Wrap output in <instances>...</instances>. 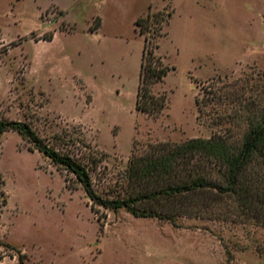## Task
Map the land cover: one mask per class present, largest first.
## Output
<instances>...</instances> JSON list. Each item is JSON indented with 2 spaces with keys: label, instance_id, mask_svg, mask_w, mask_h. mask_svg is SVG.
<instances>
[{
  "label": "rangeland",
  "instance_id": "obj_1",
  "mask_svg": "<svg viewBox=\"0 0 264 264\" xmlns=\"http://www.w3.org/2000/svg\"><path fill=\"white\" fill-rule=\"evenodd\" d=\"M146 43L170 66L157 114L137 108ZM263 110L264 0H0V121L85 164L104 197L130 195V160L153 144L223 135L241 150ZM222 169L207 173L226 185ZM0 172V264H264L261 157L247 207L211 188L138 203L148 216L93 207L16 129L0 138Z\"/></svg>",
  "mask_w": 264,
  "mask_h": 264
},
{
  "label": "trees",
  "instance_id": "obj_2",
  "mask_svg": "<svg viewBox=\"0 0 264 264\" xmlns=\"http://www.w3.org/2000/svg\"><path fill=\"white\" fill-rule=\"evenodd\" d=\"M163 13L149 14L147 18H138L136 23L143 26L142 21H151L153 17L163 18ZM172 13L168 12L167 16ZM170 66L164 57L156 51V46L145 44L140 69V86L137 93V108L150 114H157L166 107L167 98L157 96L152 88L156 82L162 81L169 73ZM9 129H16L23 134L34 147L49 157L59 168L73 173L85 192L92 200V206H102L117 210L126 208L136 216L155 215V209L137 207L138 203H155L163 198L193 194L206 189H217L220 196L237 195L244 207L256 197L252 178L249 177L250 164L262 158L264 162V110L261 120L251 123L244 136L242 148L234 150L223 135L209 139L192 138L181 144L159 143L152 145L147 155H134L128 168L129 182L133 189L128 197L108 198L102 196L94 187L88 167L68 153L61 152L48 145L45 140L26 122L0 121V138ZM180 167L186 172L181 176ZM224 170L227 184L221 185L210 178L214 168ZM5 183L0 172V193L4 194ZM7 200L4 199V203ZM166 217H173L168 214ZM19 264H25L21 258Z\"/></svg>",
  "mask_w": 264,
  "mask_h": 264
}]
</instances>
